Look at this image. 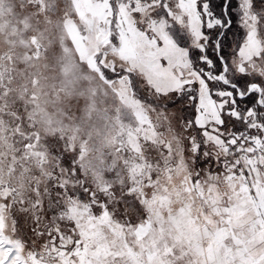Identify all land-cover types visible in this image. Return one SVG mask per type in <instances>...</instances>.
<instances>
[{
  "label": "snow or ice",
  "instance_id": "obj_1",
  "mask_svg": "<svg viewBox=\"0 0 264 264\" xmlns=\"http://www.w3.org/2000/svg\"><path fill=\"white\" fill-rule=\"evenodd\" d=\"M0 264H264V0H0Z\"/></svg>",
  "mask_w": 264,
  "mask_h": 264
},
{
  "label": "trees",
  "instance_id": "obj_2",
  "mask_svg": "<svg viewBox=\"0 0 264 264\" xmlns=\"http://www.w3.org/2000/svg\"><path fill=\"white\" fill-rule=\"evenodd\" d=\"M220 2V0H216V3L218 4ZM236 1L235 0H233V3H235ZM233 33H237V34H239V29H238V27H234L233 28ZM231 40H232V33H230L229 34V42H231Z\"/></svg>",
  "mask_w": 264,
  "mask_h": 264
},
{
  "label": "rangeland",
  "instance_id": "obj_3",
  "mask_svg": "<svg viewBox=\"0 0 264 264\" xmlns=\"http://www.w3.org/2000/svg\"><path fill=\"white\" fill-rule=\"evenodd\" d=\"M236 1V0H235Z\"/></svg>",
  "mask_w": 264,
  "mask_h": 264
}]
</instances>
